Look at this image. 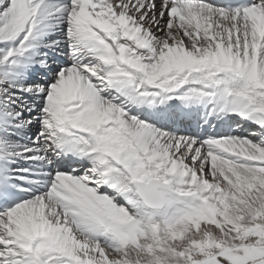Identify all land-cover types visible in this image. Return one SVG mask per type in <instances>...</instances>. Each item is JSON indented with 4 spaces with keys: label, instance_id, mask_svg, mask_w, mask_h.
Listing matches in <instances>:
<instances>
[{
    "label": "snow or ice",
    "instance_id": "6c2138e0",
    "mask_svg": "<svg viewBox=\"0 0 264 264\" xmlns=\"http://www.w3.org/2000/svg\"><path fill=\"white\" fill-rule=\"evenodd\" d=\"M0 264H264V0H0Z\"/></svg>",
    "mask_w": 264,
    "mask_h": 264
}]
</instances>
